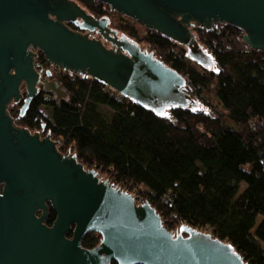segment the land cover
<instances>
[{
    "label": "water",
    "instance_id": "water-1",
    "mask_svg": "<svg viewBox=\"0 0 264 264\" xmlns=\"http://www.w3.org/2000/svg\"><path fill=\"white\" fill-rule=\"evenodd\" d=\"M98 1L181 44L205 69L214 61L196 41L197 26L230 25L248 48L264 51V0ZM68 23L97 33L111 48ZM36 51L54 69L87 74L156 115L198 108L184 76L118 36L106 17L93 18L72 0H0V264H247L207 231L181 225L173 234L148 202L138 203L74 154L60 153L49 133L15 125L12 103L23 99V116L39 93L68 99L51 70L37 69ZM49 207L56 214L50 226ZM89 233L100 236L92 249L81 245Z\"/></svg>",
    "mask_w": 264,
    "mask_h": 264
},
{
    "label": "trees",
    "instance_id": "trees-1",
    "mask_svg": "<svg viewBox=\"0 0 264 264\" xmlns=\"http://www.w3.org/2000/svg\"><path fill=\"white\" fill-rule=\"evenodd\" d=\"M74 2L135 43L151 45L156 59L186 78L185 91L198 108L156 115L95 79L59 69L52 79L68 99L39 93L23 116V99L12 103L15 125L49 133L60 153L74 154L138 203L148 202L173 234L181 225L207 231L247 264H264V51L248 48L230 25L197 26L196 41L214 61L205 69L184 46L153 30L139 38L132 19L98 0ZM34 62L38 70L49 68L39 51ZM21 93L24 98V87ZM55 216L49 207L45 224ZM99 241L89 233L81 245L92 249Z\"/></svg>",
    "mask_w": 264,
    "mask_h": 264
},
{
    "label": "rangeland",
    "instance_id": "rangeland-1",
    "mask_svg": "<svg viewBox=\"0 0 264 264\" xmlns=\"http://www.w3.org/2000/svg\"><path fill=\"white\" fill-rule=\"evenodd\" d=\"M74 1H76V0H74ZM135 22V21H134ZM110 28H112L111 26H110ZM144 29H145V27L144 26H142V25H140V24H136V22H135V30H136V32H137V35H138V37L139 38H143L144 37V35H145V33H144ZM194 30H195V28L193 29V32H194ZM86 35H88V37H90V38H93V39H97V40H101L103 43H104V45L107 47V48H111V46H110V44L108 43V42H105L104 40H102L101 39V37L97 34V33H94V32H92V33H89L88 32V34H86ZM118 36H124V34L121 32V31H118ZM126 38H127V36H126ZM242 38V37H241ZM240 38V39H241ZM128 39L130 40V41H133V42H135V40H133V39H131V38H129L128 37ZM137 41V40H136ZM139 43V42H138ZM142 43L140 42L139 43V46L141 45ZM154 55H155V52H154ZM54 80H56V78H53ZM202 108V110H205L206 111V113H209L207 110H206V108L205 107H201ZM194 110H197V109H194ZM218 110V117L221 115V110L220 109H217ZM167 111V110H166ZM165 111V112H166ZM46 114V113H45ZM98 176L101 178V179H103V178H106V176L104 175V174H99L98 173ZM180 232V231H179Z\"/></svg>",
    "mask_w": 264,
    "mask_h": 264
},
{
    "label": "built area",
    "instance_id": "built-area-1",
    "mask_svg": "<svg viewBox=\"0 0 264 264\" xmlns=\"http://www.w3.org/2000/svg\"><path fill=\"white\" fill-rule=\"evenodd\" d=\"M140 49H141V51L142 52H152L153 54H154V52H155V49L151 46V45H149V44H147V43H142L141 45H140ZM49 65V64H48ZM42 69V68H41ZM49 70H51V72L52 73H55L56 71H58L57 69H54L52 66H50L49 65V68H48ZM84 76V78L85 79H87V78H91L89 75H87V74H85V75H83ZM139 203H141V202H139Z\"/></svg>",
    "mask_w": 264,
    "mask_h": 264
},
{
    "label": "flooded vegetation",
    "instance_id": "flooded-vegetation-1",
    "mask_svg": "<svg viewBox=\"0 0 264 264\" xmlns=\"http://www.w3.org/2000/svg\"><path fill=\"white\" fill-rule=\"evenodd\" d=\"M68 25L71 26V27H74V28H75L74 31L80 32V33H82V34H88L87 31H85V30H80V29H78L75 25H73V24H71V23H68Z\"/></svg>",
    "mask_w": 264,
    "mask_h": 264
}]
</instances>
